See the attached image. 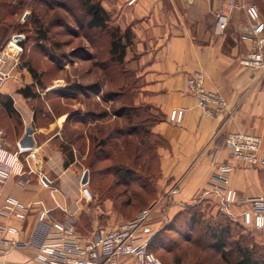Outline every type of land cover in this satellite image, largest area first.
Segmentation results:
<instances>
[{
  "label": "crops",
  "instance_id": "0c3cea01",
  "mask_svg": "<svg viewBox=\"0 0 264 264\" xmlns=\"http://www.w3.org/2000/svg\"><path fill=\"white\" fill-rule=\"evenodd\" d=\"M99 1L110 19L128 27L132 34L124 58L136 81L132 104L148 105L163 116L150 128L161 139L156 147L160 173L152 236L178 233L175 223L184 222L187 226L189 214L198 208L242 224L243 206L226 209L221 193L211 187L210 179L218 163L229 162L233 165L229 183L240 197L264 195V169L233 158L225 143L230 132L239 131L260 136L264 148V65L251 68L239 63L240 58L256 48L254 42L240 38L250 30L244 8L253 4L264 17V0ZM194 70L202 71L207 87L224 96L225 112L210 117L197 106L186 85L188 75ZM29 72L33 77V72ZM32 84L33 79L22 86L11 78L0 90V130L4 137L0 161L10 165L14 172H25L29 179L27 184L20 185L16 176L11 175L0 187V203L6 195H12L30 206L24 221L8 220L21 229L10 236L22 242L39 243L42 235L35 227L42 207L48 210L49 222H64L71 216L80 234L109 230L121 222L111 199L94 206L77 193L73 202L74 197L63 187L49 188L52 181L48 177L54 172L60 186L67 183L65 173L78 156L73 145L65 144L61 138V122L69 121V112L65 113L66 118H55L47 125L34 124L38 118L33 98L42 94L37 86L38 93H33ZM172 108L185 109L180 123L167 120ZM27 126L33 128L35 145L30 150H21L18 142ZM65 161H69L67 165ZM247 229L252 231L257 243L264 245L261 232L253 227ZM35 253V246L18 248L1 254L0 260L30 264ZM111 264L138 263L130 256H123Z\"/></svg>",
  "mask_w": 264,
  "mask_h": 264
},
{
  "label": "rangeland",
  "instance_id": "374dc122",
  "mask_svg": "<svg viewBox=\"0 0 264 264\" xmlns=\"http://www.w3.org/2000/svg\"><path fill=\"white\" fill-rule=\"evenodd\" d=\"M63 2L66 3L64 7L56 3L47 6L43 0H0V44L9 35L15 33H22L25 36L24 51L8 79L13 78L22 86H27L33 79L30 89L33 93L39 91L42 94L33 98V106L38 118L34 121L35 125H47L55 118H66L65 113H70L69 121L61 122V138L66 144L67 134L73 135L71 145L74 147L78 160L65 173L68 177L67 183L60 186L58 175L54 172L48 177L52 181L49 188L63 187V190L74 197L73 202L77 199L75 196L77 193L79 196L88 198L94 206L99 204L101 206L106 198L111 199L112 207L117 210L118 221H125L135 217L140 210L155 202L158 197L157 179L160 172L155 147L160 143L150 132L156 112H150L138 105L139 116L134 115L131 120H128L129 112L126 104L133 99L136 81L128 71L125 61L117 66L110 62L108 54L109 31L115 27L123 31L125 27L116 20L110 19L107 30L83 28L79 24L83 16L78 8L72 1ZM39 28L46 32V39L36 38ZM29 67L34 69L41 82L38 83L39 85L35 84L36 78L31 76ZM43 88L48 89L43 90ZM79 113L80 116L77 115ZM133 127L138 129L135 130V134H130ZM97 129H100V132ZM148 129L149 134L146 133ZM84 130L85 133H83ZM113 130H121L123 133L117 135L113 133ZM107 134L111 139L107 137ZM94 135H97L96 141L100 138L107 139L106 149L109 151L110 143H120L122 152L118 153L119 161H127L129 157L132 163L135 146L142 147L141 149L144 150L142 159L149 160L151 165L149 193L136 189L135 186H130L129 190L127 187L128 191L122 193L125 187L119 185L118 191L114 190L118 195L116 200L113 198L115 193L108 194L110 183L114 178L113 170L103 169L105 172L99 174L93 168L89 169L91 151L95 143L92 139ZM140 140L143 142L142 145ZM111 152L113 154L112 149ZM105 156L107 154H101L94 167L104 168L111 164L110 160L104 159ZM37 168L40 170L41 167ZM85 170L89 172L88 182L83 185L81 179ZM35 177L37 179V176ZM130 194L133 197L131 203L124 204L126 196ZM144 200L145 205L139 204ZM194 212H196L195 216L201 219L195 227L190 228L184 222L182 224L176 222L174 228L178 233H169L177 239L178 247L170 251L162 248L154 250L163 264H174L176 256L183 250L182 254L185 255L181 264H192L203 258L206 259L204 264H227L221 259V254L213 248L205 246L202 249L204 251L201 252L200 248L194 246L193 241L186 240L188 235L191 238H194L198 232L202 235L201 226L229 223L231 240L243 241L240 235L245 239L251 237V241L252 238L255 240L252 231L236 220L218 213H209L201 208ZM205 244L206 241L203 239V246ZM257 244L261 251H264V245ZM231 248L229 245L225 247L226 250ZM227 256L232 261L235 253L231 251Z\"/></svg>",
  "mask_w": 264,
  "mask_h": 264
},
{
  "label": "built area",
  "instance_id": "2783aa9c",
  "mask_svg": "<svg viewBox=\"0 0 264 264\" xmlns=\"http://www.w3.org/2000/svg\"><path fill=\"white\" fill-rule=\"evenodd\" d=\"M244 9L250 30L241 34L240 38L254 42L256 48L240 58L239 63L258 68L264 65V17H261L258 8L253 4L245 6ZM24 41V34L15 33L0 44V90L19 63L24 51ZM186 85L205 115L215 117L225 112L227 103L224 96L218 90L207 87L202 71H192L187 77ZM184 114V108H172L167 120L180 123ZM3 142V132L0 130V151ZM225 142L233 158L251 167L264 169V148L260 136L239 131L230 132ZM232 171L231 163H218L211 173L210 185L221 193L226 209L243 206L240 214L243 226L253 227L264 235V195L240 197L238 191L229 183ZM11 175L16 176L20 185L29 182L25 172H14L10 165L0 161V187ZM156 207L157 202H152L134 218L121 221L109 230L90 235L78 233L71 216L64 222H49L48 210L42 207L38 211L35 227L42 239L35 244L33 240L22 242L10 236L19 233L21 229L9 224L8 220L14 218L24 221L30 206L12 195H6L0 203V255L13 249L35 246L36 253L30 264H111L123 256L134 258L138 264H163L148 247L153 234L152 221ZM0 264L13 263L0 260Z\"/></svg>",
  "mask_w": 264,
  "mask_h": 264
},
{
  "label": "trees",
  "instance_id": "16d2710c",
  "mask_svg": "<svg viewBox=\"0 0 264 264\" xmlns=\"http://www.w3.org/2000/svg\"><path fill=\"white\" fill-rule=\"evenodd\" d=\"M44 3L47 6L53 5L54 3L58 4L59 6L64 7L66 5V0H43ZM72 1L73 5L78 8V10L81 12L83 18L80 19L79 24L81 27L89 29V30H107L109 29L108 23L110 20V16L108 12L102 7L99 0H69ZM41 26V24H39ZM38 29V28H37ZM109 48H108V54H109V60L110 62H113L117 66L119 64H122L124 62L125 54H126V48L132 43V34L130 32V29L128 27H125L123 31L119 27H115L112 30L109 31ZM38 40L40 39H46V32L41 30H37V36ZM29 71L33 72V76L36 78L37 83H41L40 80L37 78L36 73L34 69L28 68ZM129 102L126 104L127 111L129 112L128 120H131L132 117L139 116L138 111V105L132 104V102ZM8 100L4 102L5 108L8 107ZM139 107H144L145 110L148 111H154L156 112V115H154L153 123L163 119V116L157 112L156 110L152 109L148 105H139ZM126 111V112H127ZM127 112V113H128ZM152 123V124H153ZM137 127V126H135ZM138 128H134L130 130V134H135V130ZM97 131L100 132V129H97ZM114 134H122L123 132L121 130H113ZM146 133H150L149 129L146 130ZM152 134V133H151ZM79 136V134H78ZM155 136V135H154ZM107 137L111 139L110 135L107 134ZM157 137V136H156ZM97 135H94L92 137L94 146L92 149V158L89 163V169H94L95 172L103 173L105 170H113V181L110 183V191L109 195H114L113 197L115 200L117 199L118 191L117 188L119 185L124 186L125 188L122 190V193H126L130 188V186H135L136 189H141L142 191H147L149 193V190L151 189V181H150V174L149 170L151 168V165L149 164V160L142 159V156L144 154V150H142L141 146H135L134 148V161L130 163L129 157H127L126 160H120L118 158L119 151L122 152V148L120 147V143L118 142H112L109 144L110 151L106 149L107 145V139L106 138H100L96 141ZM68 144H71L73 141V135L67 134ZM159 143H161V139L157 137ZM143 142L140 140V145H142ZM159 145V144H158ZM157 145V146H158ZM156 146V147H157ZM152 147V146H151ZM156 147H155V155L156 153ZM111 149L113 150V154L111 152ZM69 156L71 161L72 158V151L69 150ZM127 153V152H126ZM101 154H107L105 156V160H110L111 164L104 166V168H96L94 165L101 157ZM128 156V155H127ZM114 157V158H113ZM118 159V160H117ZM141 160V163L139 161ZM158 159V158H157ZM114 160V162H112ZM69 161H65V165L68 164ZM159 165V164H158ZM112 168V169H111ZM159 168V166H158ZM103 169H105L103 171ZM128 187V190H127ZM135 189V188H134ZM131 191H135L132 190ZM134 193V192H133ZM132 195L126 196L124 200V204H130ZM139 204L145 205L146 201H141ZM148 206V205H147ZM196 212H192L189 214L187 218V225L190 226V228H193L196 226V223L201 220L197 216H195ZM134 218V217H133ZM132 219V218H131ZM201 233L196 234L194 238H191L190 235L186 236V240L188 242L193 241L194 246L200 248L201 252H203L205 246H209L213 248L214 251H218L221 254V259L226 262L227 264H264V251H261L260 246L255 242V240L251 237L245 239L242 235L239 237L243 239V241L237 240L234 241L231 240V225L229 223L225 224H216L215 226H201ZM202 239V241H201ZM203 239L206 241V244L203 246ZM226 245L231 246V250H226ZM149 250H151L154 253V250H158L159 248L164 250H173L175 247H178L177 239L173 238L170 234L161 233L159 235L152 236L149 242ZM257 250V251H256ZM260 250V251H259ZM234 252L235 256L232 261L228 258L229 252ZM183 251H181V254L176 256L174 264H181L183 262V256L185 254H182ZM257 252V253H256ZM206 262V259L203 258L201 260H197L192 264H204Z\"/></svg>",
  "mask_w": 264,
  "mask_h": 264
},
{
  "label": "water",
  "instance_id": "95a60500",
  "mask_svg": "<svg viewBox=\"0 0 264 264\" xmlns=\"http://www.w3.org/2000/svg\"><path fill=\"white\" fill-rule=\"evenodd\" d=\"M33 128L32 126H27L25 133L22 138L19 140L18 145L21 150H30L34 148L35 141L32 136ZM88 170L84 171V174L81 179V184L85 185L88 182Z\"/></svg>",
  "mask_w": 264,
  "mask_h": 264
}]
</instances>
